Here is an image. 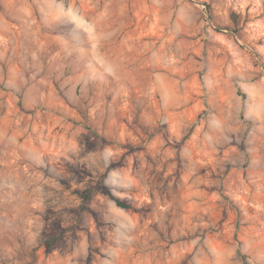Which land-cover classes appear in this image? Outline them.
Masks as SVG:
<instances>
[{"label":"rangeland","instance_id":"rangeland-1","mask_svg":"<svg viewBox=\"0 0 264 264\" xmlns=\"http://www.w3.org/2000/svg\"><path fill=\"white\" fill-rule=\"evenodd\" d=\"M0 264H264V0H0Z\"/></svg>","mask_w":264,"mask_h":264},{"label":"trees","instance_id":"trees-1","mask_svg":"<svg viewBox=\"0 0 264 264\" xmlns=\"http://www.w3.org/2000/svg\"><path fill=\"white\" fill-rule=\"evenodd\" d=\"M106 191H107V193H109V195L111 196V197H113V198H115L116 199V201H117V203L120 205V206H122V207H128L129 205L128 204H126L125 202H123L122 200H121V198L119 197V196H117L112 190H110L109 188H106ZM90 193V190H88L87 192H86V195H88Z\"/></svg>","mask_w":264,"mask_h":264}]
</instances>
